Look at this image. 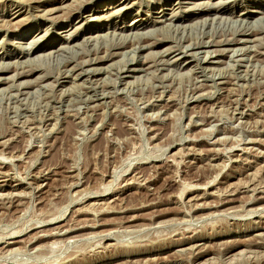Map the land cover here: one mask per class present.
Here are the masks:
<instances>
[{"label": "rangeland", "instance_id": "374dc122", "mask_svg": "<svg viewBox=\"0 0 264 264\" xmlns=\"http://www.w3.org/2000/svg\"><path fill=\"white\" fill-rule=\"evenodd\" d=\"M217 1L0 0V264H264V0Z\"/></svg>", "mask_w": 264, "mask_h": 264}, {"label": "bare ground", "instance_id": "6f19581e", "mask_svg": "<svg viewBox=\"0 0 264 264\" xmlns=\"http://www.w3.org/2000/svg\"><path fill=\"white\" fill-rule=\"evenodd\" d=\"M230 1L231 0H219V1H217L216 3H213L214 5L212 6V4H209V3H207L208 4V6H205L206 5V3H204L205 5L203 6V7H206L205 9H203V10H206V11H218V10H220V7H225L226 6V4L227 3H230ZM215 2V1H214ZM63 4V3H62ZM200 5V4H199ZM201 5H203V3L201 4ZM197 6V5H196ZM202 7V8H203ZM200 8V7H199ZM197 9V8H196ZM222 10V9H221ZM96 12V11H95ZM209 12V13H210ZM220 12V11H219ZM212 13V12H211ZM216 13V12H215ZM253 13V12H252ZM252 13H247L248 15L249 14H252ZM171 14V13H170ZM106 15V14H105ZM93 16V15H92ZM173 16H174V14H173ZM254 16V15H253ZM106 18V17H105ZM108 18V17H107ZM152 21H163V20H152ZM151 24V23H150ZM157 24V23H156ZM134 27H138L137 25H134ZM148 27V26H147ZM130 32L132 31L131 30V28H130V30H129ZM137 31V30H136ZM127 32V31H126ZM128 33V32H127ZM146 34V33H145ZM126 35V34H125ZM133 35V34H132ZM129 36V35H128ZM133 36H135V35H133ZM146 36H143V38H145ZM239 41V40H238ZM148 45V44H147ZM140 47H143L142 45H138V49L140 48ZM134 49V48H133ZM120 50V49H119ZM236 50V49H235ZM207 51V50H206ZM48 52V51H47ZM207 56V55H206ZM163 58V57H162ZM205 59V58H204ZM135 68V67H134ZM141 69V68H140ZM89 70V69H88ZM139 70V69H138ZM90 71V70H89ZM129 71V70H128ZM131 72H134V71H137V69H131L130 70ZM219 73V72H218ZM200 75V74H199ZM198 75V76H199ZM80 76V75H79ZM96 99V98H95ZM94 99V100H95ZM97 99H99V98H97ZM96 99V100H97ZM259 150V149H258ZM4 159V158H3ZM54 218V217H53ZM50 220V219H49ZM53 220V219H52ZM58 233V232H57ZM56 233V234H57ZM52 235V234H51ZM16 242V241H15ZM9 243V242H8ZM11 243H13V242H11ZM7 244V243H6ZM186 249V248H185Z\"/></svg>", "mask_w": 264, "mask_h": 264}]
</instances>
